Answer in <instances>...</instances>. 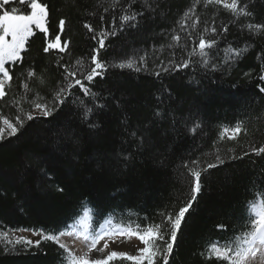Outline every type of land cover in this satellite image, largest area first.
<instances>
[{
    "label": "trees",
    "instance_id": "1",
    "mask_svg": "<svg viewBox=\"0 0 264 264\" xmlns=\"http://www.w3.org/2000/svg\"><path fill=\"white\" fill-rule=\"evenodd\" d=\"M41 2L48 5L49 33L34 29L23 59L6 65L13 80L0 100V113L13 122L16 116L25 119L15 136L0 140V264H64L66 253L54 241L41 239L38 246L9 243L3 234H58L83 215L85 206L96 210L90 221L96 231L106 219L142 227L166 224L161 214L177 211L190 198L185 165L193 160H199L201 168L215 164L217 153L225 162L202 175V191L177 232L169 264H225L208 259L207 246L212 241L223 245L238 235L246 203L264 194V154L242 156L250 147L264 146V93L257 87H264L259 79L264 75V31L246 27L264 24V0H241L252 13L242 17L203 0ZM8 7L23 6L13 2ZM135 13H140L135 22L119 28L121 15ZM197 16L201 23L193 28ZM183 21L187 23L181 30ZM205 26L217 27V34L204 32ZM102 27L117 34L100 51L107 64L103 75L83 81L97 95L86 96L77 85L53 115L36 113L34 100L51 106L55 91L66 84L63 66L77 70L76 62L82 60L90 69L93 49L98 48L92 37ZM54 34L68 47L45 53ZM177 34L179 43L172 40ZM200 34L215 35L218 41L209 50L207 66L204 57L188 55ZM229 45L242 51L226 53ZM128 58L136 59L141 71L116 66ZM186 59L192 61L188 68L169 63ZM212 63L217 64L215 70ZM30 69L36 73L31 79ZM25 82L31 91L23 87ZM81 100L93 108L87 122ZM29 112L33 120L26 119ZM238 121L246 134L219 141L222 127H234ZM70 135L78 143L73 144Z\"/></svg>",
    "mask_w": 264,
    "mask_h": 264
},
{
    "label": "snow or ice",
    "instance_id": "2",
    "mask_svg": "<svg viewBox=\"0 0 264 264\" xmlns=\"http://www.w3.org/2000/svg\"><path fill=\"white\" fill-rule=\"evenodd\" d=\"M13 2L23 7H8ZM118 2V0H117ZM201 0H195V3H200ZM205 5H222L224 9H227L233 16L242 17V16H251L252 13L247 10V5L242 4L241 0H203ZM195 4L193 5V8ZM193 9H189V12H192ZM189 12H186L184 15L189 16ZM194 14V13H193ZM135 14H124L119 17V28H123L125 24L135 22L137 19ZM48 5L42 3L41 0H0V100H3L7 91L6 88L11 87V81L13 80V75L10 74V68L6 67L7 64L18 63L23 57L21 53L26 50V45L30 37L35 35V30L39 32L48 34ZM104 18L101 17V20ZM115 23V21H113ZM187 21L181 23V30H184L185 24ZM201 20L197 16L191 25L193 28L196 25L200 24ZM133 26H135L133 24ZM90 32L93 31V28L90 24L85 25ZM249 31H264V24H252L249 23L246 25ZM65 28V20L61 19L59 21L60 32L63 33ZM225 33L228 31L227 26H224L222 29ZM211 32L217 34V27L212 26L211 28L205 26L204 32ZM117 33L115 30H109L101 28L99 32L93 35V39L98 40V48L93 49V54L91 55V64L90 69L86 68L82 60H77L78 68L77 70H69L68 66H63L65 69V79L66 84L60 87L54 93V99L51 106L47 103H41L33 101L36 109L39 110V114L45 117L53 115L57 111L59 105L65 103L67 96H70L71 89H74L77 85L79 89L83 91L84 95L95 97L97 94L91 92V90L85 85L83 81L92 82L98 76H102L106 70V62L100 58V51L106 48V41L111 37L115 36ZM180 36L173 35L172 40L179 43ZM218 46V41L215 38V35L205 38L203 34H200L198 44L196 48H193L191 52L188 53L189 56L198 54L201 57H204L202 63L207 66L209 64V50L215 49ZM68 47V42L65 41L62 44L61 35L54 34V39L49 40L47 46L43 49L45 53H48L50 50L58 49L60 52H64ZM232 51L239 54L241 49H233L230 45L225 49L226 53ZM145 57H139L140 61H144ZM173 63L174 67L179 68H188L192 61L184 60L182 63ZM120 68L128 67L134 68L135 71H141V68L137 66V61L134 58H128L121 61L118 65ZM212 68L215 70L217 64L212 63ZM164 71H168L167 68ZM78 75H81V78H76ZM160 75V73H156ZM247 75V74H246ZM29 79L36 77L34 70H29L27 72ZM39 83L43 85L45 83L43 76L39 78ZM260 81H264V75L259 77ZM23 87L31 91L27 82L23 84ZM259 91L264 93V87L257 85ZM37 100H42V97H39V94L36 93ZM13 104H19V101L13 99ZM80 104L84 107V112L82 114V119L87 122L89 114L93 112V108L87 107L83 100L80 101ZM99 107H104L100 105ZM23 109H21L22 111ZM159 115V112L156 113ZM27 120H33L34 116L31 112L26 113ZM25 124V119L20 116L15 117V122L7 116L0 113V140H5L7 137H12L17 134V132L23 128ZM94 126V125H90ZM196 128L194 127L192 131L194 132ZM246 129L243 128L242 122L238 121L234 127L224 126L218 134V140L223 142L225 139L229 141L237 140V137L242 133L246 134ZM69 139L73 144L78 143V140L74 136H69ZM215 143V142H214ZM235 149H229V151H234ZM249 153H254L256 155L264 154V146L260 147H250L248 152L242 153V156H247ZM236 159L238 157H231ZM242 158V157H239ZM216 163H208L206 167L201 168L199 166V160H193L190 164H186L188 173L190 174L191 184L190 188V198L184 203L183 206H180L175 212L162 213L161 215L164 218L165 224L163 221L160 224H148L141 226L140 224L128 223V224H113L111 219H106L104 224L100 225V230L96 231L90 226V221L92 219V214L96 212L95 209H89L86 206L83 207V215L79 217L77 223L69 226L71 231L65 232L60 231L58 234H48L42 235L43 240L54 241L59 244L60 248L63 249L66 253L64 257V264H110L113 261H129L131 264H169V255L173 252V245L177 239V232L181 229L182 222L186 219V214L192 209L194 202L197 201L198 194L202 191V175L207 173L208 170L217 167L218 165L223 164L224 159L217 153L214 157ZM62 191V189H60ZM221 228L223 225L220 226ZM242 230L239 231L238 235H235L228 239L223 245H220L218 241H212L207 246L208 259L215 258L217 261L225 262V264H248L251 260L257 258L258 254L264 252V194L260 195L259 198H253L246 203L245 206V215L241 222ZM234 232L237 229L233 230ZM4 238H7V234H3ZM64 235L76 236L78 238H83L86 242H90L89 251L95 249L98 252H104L108 247V244L105 243L104 248L97 249V244L100 240L105 237H113L120 235L131 239L133 237L137 238L142 244L143 247L137 249V254L130 255L126 252L119 251H109L107 255L99 259H91L88 253L82 255H76L72 251L68 250L67 246L63 243H60V237ZM167 236V238H166ZM12 243V241H8ZM24 242L28 245H31L33 242L27 240L24 237L18 238L15 243ZM36 245L40 244V241L37 240Z\"/></svg>",
    "mask_w": 264,
    "mask_h": 264
},
{
    "label": "rangeland",
    "instance_id": "3",
    "mask_svg": "<svg viewBox=\"0 0 264 264\" xmlns=\"http://www.w3.org/2000/svg\"><path fill=\"white\" fill-rule=\"evenodd\" d=\"M36 113H39V110H37ZM78 220L75 223H77ZM99 230L100 229H98L97 231ZM69 231H71V227L65 230V232ZM5 234H7L6 239L3 237L5 241H16L18 238L24 237L27 240L32 241L33 243H35L37 240H41L42 235H44L42 233H33L28 231H10ZM60 243L65 244L68 250L72 251L76 255L88 253L91 259L102 258L103 256L107 255L109 251L126 252L130 255H135L137 254V249L143 247V244L137 238L133 237L131 239H128L120 235H116L113 237H105L104 239L98 242L97 249L104 248L105 243L108 244V247L104 250V252H98L95 249L89 251L90 242H86L83 238H78L76 236H61ZM248 264H264V252L259 253L257 258H255L254 260L250 259Z\"/></svg>",
    "mask_w": 264,
    "mask_h": 264
}]
</instances>
